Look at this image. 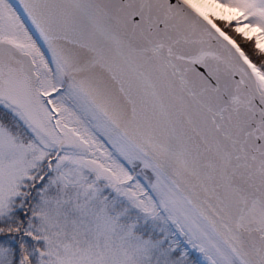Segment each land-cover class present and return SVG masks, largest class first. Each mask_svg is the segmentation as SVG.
Masks as SVG:
<instances>
[{
  "label": "snow or ice",
  "instance_id": "obj_1",
  "mask_svg": "<svg viewBox=\"0 0 264 264\" xmlns=\"http://www.w3.org/2000/svg\"><path fill=\"white\" fill-rule=\"evenodd\" d=\"M0 264H264V0H0Z\"/></svg>",
  "mask_w": 264,
  "mask_h": 264
}]
</instances>
